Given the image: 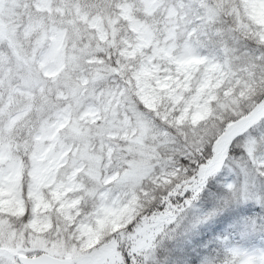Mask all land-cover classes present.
Instances as JSON below:
<instances>
[{"label": "snow or ice", "instance_id": "6c2138e0", "mask_svg": "<svg viewBox=\"0 0 264 264\" xmlns=\"http://www.w3.org/2000/svg\"><path fill=\"white\" fill-rule=\"evenodd\" d=\"M0 264H264V0H0Z\"/></svg>", "mask_w": 264, "mask_h": 264}]
</instances>
